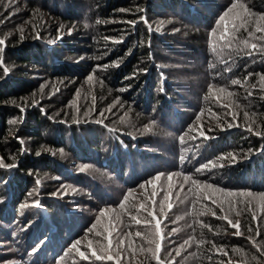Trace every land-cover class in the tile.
Here are the masks:
<instances>
[{"label": "trees", "instance_id": "16d2710c", "mask_svg": "<svg viewBox=\"0 0 264 264\" xmlns=\"http://www.w3.org/2000/svg\"><path fill=\"white\" fill-rule=\"evenodd\" d=\"M237 1L246 13L213 28ZM7 2L0 0V264H264V206L240 204L235 218L222 213L219 195L264 192V53L248 55L251 44L264 45L255 38L264 35L255 31L264 0H16L5 10ZM181 21L192 34L167 41L165 30ZM171 59L204 79L173 80ZM206 80L236 90L232 105L206 100ZM206 101L226 117L204 138H183ZM172 173L191 183L135 193L145 179ZM193 180L203 194L186 193ZM99 209L120 212L106 232L111 260L77 247Z\"/></svg>", "mask_w": 264, "mask_h": 264}, {"label": "rangeland", "instance_id": "374dc122", "mask_svg": "<svg viewBox=\"0 0 264 264\" xmlns=\"http://www.w3.org/2000/svg\"><path fill=\"white\" fill-rule=\"evenodd\" d=\"M233 5H236L237 7L233 8ZM240 5H243V7H240ZM230 9H232V11L229 13V15L226 18L233 19V18L238 16L237 13H239V15H241V14L243 15L246 13L245 3H243V2L237 1L236 3L235 2L232 3ZM221 16H224V14L216 16V20H215V23L213 25V28L218 29V26H222L226 22V19L224 21L220 20ZM186 27L187 26L185 25V23L183 24V21H181L178 23L176 29H173V30L166 29L163 34L166 35L167 41L172 40L171 38H173V35L178 36V37H182V35L190 36L192 34V32L189 29H187ZM177 57H179V59L182 58L181 52L178 53ZM170 62L168 63L169 70H170L169 76L173 80H183V81L189 80L187 82L190 83V82H193V80H195V78H194L195 76L197 77L196 79H197L198 83L201 80V77L203 75H199L198 73L194 74L193 73L194 71H192V72L183 71V68L186 67V65H187L185 61L182 62L181 60L179 61V60H172L171 59ZM183 63H185V64H183ZM222 64H221V60H217L216 66L214 64L212 67L215 68L218 66V69L221 71L222 70L221 67H223L225 65V64L224 65H222ZM227 68H225L224 71H227ZM219 77H222V76H219ZM202 79H204V76ZM197 81H196V83H197ZM210 85L212 86L211 92H209V86ZM202 87H204V90L207 91V94L205 95L206 100L210 99L211 103H215V102L218 103V101H221L222 103H228L229 106H230V104L232 105L231 99H232V97L235 96L236 90L232 89L228 85H224V81L221 82V80H219L218 83L212 84L211 82L206 80L205 82H203ZM220 89H225L226 91L220 92L219 91ZM228 93H231V95H228ZM209 108H210L209 101H206L205 107L202 108V110H200L198 112V114H196L195 118L191 121V123H189L187 125V127H186L187 133H185V135H183V138H188L190 136H197V135L198 136L194 137V138H197V139L204 138V137H202L203 131L204 132H208V131L213 132L212 128L215 126V121H216L215 118L218 119L219 116L222 118L226 117V114L224 113L225 111L219 109L220 108L219 104H215V109H214V106L211 109H209ZM229 112H232V111L229 109ZM124 119H126V117ZM124 121L126 122L127 119ZM234 121L235 120H233V122ZM142 127L144 129H146L145 126H142ZM230 147L234 150L235 144L234 145L230 144ZM238 150H239L238 152L241 154L243 159L245 158V156H247L246 160H250V158L252 157L247 153V150L246 151L240 150V149H238ZM176 172L179 173V171H176ZM173 174H177V173H172V175L165 176V177L156 176L153 178H147L144 180V183L140 186V188H138V189L136 188L135 193H140L142 191H145L146 187H148L150 185H152V186L159 185V186H164V188H166V189H170V188L174 187L173 186V185H175L174 183H177V184L178 183L179 184L191 183L189 180H185V177L179 176L178 178H176L175 175H173ZM157 177H159V178L157 179ZM170 177H171V179H169ZM200 184H201L200 182H196V184H193V183L188 184L189 186L186 188V189H188V190H186V193L189 192V189H190V192L192 189H194L198 193L201 192L203 194V192L201 190L202 188H200ZM60 187H61V190L68 193L69 195L74 193V190H75V188L73 186L66 187V186H63L61 184ZM160 188L161 187H159V189ZM179 191L183 192L184 190H179ZM204 191H206V190H204ZM229 192H232V191H229ZM135 193H134V195H135ZM174 193H175V195L177 194L176 192H174ZM206 193H208V191ZM206 193L204 195H206ZM239 193H252V192H250V191H238V193L235 192L234 194H237V195H234L232 197V198H234L233 199L234 201L243 199V200H245L244 205L264 206V199H261L262 197H264V192L259 190L256 193H252V197L250 199V202H249L248 198L239 196L238 195ZM219 195L225 198L224 200L221 201V202H223V207H224L222 213H224L226 215L229 214L232 217L234 216L235 218H237L235 212H236V209L238 207H240L239 206L240 204H235L232 208H229V204H228V198L229 197H227L226 193L225 192L224 193L219 192ZM169 206H172V201L169 203ZM81 210H82V208H81ZM111 212L112 211H105L104 212L103 209H99L97 211V214L93 217L94 220L92 222H90L92 224H90V223L88 224V225H91V227L88 228L84 232V235L79 240V244L77 245V247L79 245L80 246L82 245V247H84L83 251L86 254L90 255L91 253H93V251L94 252L97 251L103 257L108 258L109 256H111L112 252L110 250H108L106 248V245H105V239L107 238L106 232L110 228L109 227L110 225L114 224L115 226H118L116 224V219H118L119 215H120L119 211L115 212L114 214ZM102 213H103V215H102ZM234 220H236V219H234ZM93 225H96V227L93 228Z\"/></svg>", "mask_w": 264, "mask_h": 264}, {"label": "snow or ice", "instance_id": "6c2138e0", "mask_svg": "<svg viewBox=\"0 0 264 264\" xmlns=\"http://www.w3.org/2000/svg\"><path fill=\"white\" fill-rule=\"evenodd\" d=\"M15 3H16V0H8L7 3H4V4H3V7H4L5 10H8V9L11 8ZM235 7H237V6H236V5H233V8H235ZM240 7H243V5H240ZM231 11H232V9H229V12H226V13L224 14V16H221V17H220V20H221V21H224V20L226 19V17L229 15V13H230ZM237 15H239V13H237ZM9 18H10V16H9ZM245 27H246V23L242 21L239 25H234L233 28L231 29V31H232L233 33H235V32H237V31H239L240 28H245ZM255 31H256V32H264V17H261V18H260V21L256 24ZM249 36H250V37H253V36H254V33L250 32V33H249ZM36 38H39V34H37V37H36ZM223 38H224V40H225V44H224V46H225V47H230V46H231V38H230L227 34H226ZM255 38L264 41V35H260V36L255 37ZM4 43H5V41L0 40V45H3ZM246 46H248L247 43H246ZM250 47H251V49L253 50V51H250V52L248 53V55H250V56H251V55H254V54L264 53V45H260V46H258L257 44H254V43H253V44L250 45ZM105 67H106V66H105ZM5 71H7V69H5ZM251 75H252V74L249 73V76H251ZM89 79H91V77H89ZM260 81L264 82V75H260ZM242 83H243V84H247V78H245V81H244V82H242V81H240V80H233V81H232V84H233V85L242 84ZM42 87H43V86H42ZM251 88H252L253 90H255L256 85H251ZM211 91H212V86L210 85V86H209V92H211ZM219 91H220V92H225L226 90H225V89H220ZM261 91L264 92V87L261 88ZM248 94H249V96H251V95H252V91H249ZM228 95H231V93H228ZM262 98H264V97H262ZM23 110H24V109H22V111H23ZM102 115H103V114L101 113V116H102ZM232 115H235V113H232ZM97 122L99 123L100 121H97ZM248 130H249V131H252L251 128H249ZM39 154H40V153H37V155H39ZM4 166H5V165H4L3 163H0V167H4ZM10 167H15V165H12V166H10ZM198 171H199V170H198ZM158 178H159V177H157V179H158ZM169 179H171V177H170ZM189 179H191V178H190V177H187V176L185 177V180H189ZM192 183H193V184H196V181L193 180ZM226 195H227V197L231 198V197H233L234 195H237V194H234V193H232V192H228ZM238 195L241 196V197H246V198H248L249 202H250V199H251V197H252V193H239ZM125 199H127V197H126ZM261 199H264V197H262ZM244 203H245V200H243V199L235 200V201L232 200V199H229V200H228L229 208H232L235 204H244ZM120 207H121V208H124V205L121 204ZM143 207H144V206L141 205V208H143ZM221 208H222V210H223V204H222V203H221ZM239 211H241V210L238 209V212H239ZM248 211H252V209L249 208ZM102 215H103V213H102ZM222 218H223V219H227V216L222 217ZM252 219H253V220H257V215L255 214V212H253ZM132 220H134L136 224H140V223H141V220L138 219L137 216H133V217H132ZM229 223H231V221H229ZM95 227H96V225H93V228H95ZM233 227H236L237 229H239V221H236V223L233 225ZM251 231H252V229L249 228V232H251ZM159 233H160L159 221H157L156 234L159 235ZM136 235H137V236H140L141 233H140V232H137ZM236 235H242V233L238 230V231L236 232ZM257 235H259V231L257 232ZM249 239H252V238L249 237ZM253 242L255 243V241H253ZM186 243H187V242H186ZM78 244H79V241H77V245H78ZM73 247H76V245H73ZM159 250H160V246H159V244H157V246H156V251L159 252ZM260 250H261L262 254H264V249H260ZM80 255H81V257H84V256H85V253L81 252ZM93 255L96 256V253L93 252ZM96 258H97V259H100L101 257L97 256ZM108 259L111 260L112 257L109 256Z\"/></svg>", "mask_w": 264, "mask_h": 264}]
</instances>
